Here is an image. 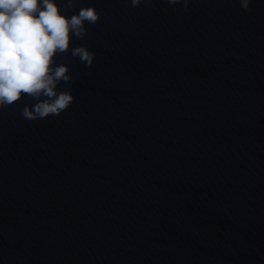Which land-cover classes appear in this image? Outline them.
Returning <instances> with one entry per match:
<instances>
[{"label":"water","instance_id":"obj_1","mask_svg":"<svg viewBox=\"0 0 264 264\" xmlns=\"http://www.w3.org/2000/svg\"><path fill=\"white\" fill-rule=\"evenodd\" d=\"M82 7L70 108L0 110V264H264V0Z\"/></svg>","mask_w":264,"mask_h":264},{"label":"clouds","instance_id":"obj_2","mask_svg":"<svg viewBox=\"0 0 264 264\" xmlns=\"http://www.w3.org/2000/svg\"><path fill=\"white\" fill-rule=\"evenodd\" d=\"M0 0V110L12 107L24 96L34 104L21 109L30 121L59 116L73 104L70 90L59 85L71 83L70 67L57 64L55 57L71 52L86 67L94 64L97 53L86 46L72 47L73 39L89 36L88 25L101 20L95 7H82L71 17L66 10L75 9L78 0ZM152 0H131L133 7ZM170 5L183 4L189 9L191 0H167ZM252 11L253 0H239Z\"/></svg>","mask_w":264,"mask_h":264}]
</instances>
